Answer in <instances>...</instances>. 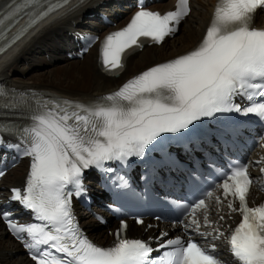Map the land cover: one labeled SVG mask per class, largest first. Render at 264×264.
Instances as JSON below:
<instances>
[{
	"label": "snow or ice",
	"instance_id": "6c2138e0",
	"mask_svg": "<svg viewBox=\"0 0 264 264\" xmlns=\"http://www.w3.org/2000/svg\"><path fill=\"white\" fill-rule=\"evenodd\" d=\"M67 2L9 0L0 6V54ZM261 9L264 0H218L196 48L149 68L88 104L0 86V145L6 143L5 136L15 137L19 142L7 146L18 150L23 146L22 154L31 157L26 187L23 193L12 189V199L39 223L19 224L2 210L0 220L18 240L25 239L22 234L30 238L24 246L35 264H225L216 254V245L207 243L208 237L227 240L233 264H264V204L249 206L254 178L247 164L223 174L215 186L222 189V196L213 191L205 194L218 205L227 201L230 213L242 217L226 237L219 228L201 231L200 210L204 226L211 227L205 198L191 207L184 225L186 233L191 229L204 242L176 237L156 248L127 238L123 234L127 224H122L111 247L97 246L80 232L71 208L73 194L84 191L85 170L110 172L109 162L127 164L132 157L144 156L145 149L165 133L188 129L218 113L252 114L264 123V99H260L264 98V29L252 26ZM190 11V0H178L176 10L164 15L141 6L125 28L103 41V68L109 73L122 71L128 55L142 48L145 40L163 43ZM24 16L28 17L25 25L9 36ZM237 97L248 101L247 106L236 103ZM260 171L264 174V168ZM154 252L159 255L153 256Z\"/></svg>",
	"mask_w": 264,
	"mask_h": 264
},
{
	"label": "bare ground",
	"instance_id": "6f19581e",
	"mask_svg": "<svg viewBox=\"0 0 264 264\" xmlns=\"http://www.w3.org/2000/svg\"><path fill=\"white\" fill-rule=\"evenodd\" d=\"M98 2L99 0H91L89 3L76 5L67 15H53L17 42L0 57V81L11 87L39 92L45 98L63 97L75 102L94 100L115 91L122 83L131 80L151 65L191 49L202 37L214 0H192V13L177 33L179 35L181 27H184L181 36L176 38V34L161 46L145 47L130 57L128 67L116 78L101 73L95 48L84 55L83 60L66 59L63 50L68 31L72 29V20L79 21L86 13H93L91 8H95ZM172 2L173 0L165 1L158 6L168 8L172 6ZM97 8L100 9V6ZM258 22L260 25L264 24V12L259 14ZM29 56L32 59L25 61ZM26 170L27 162L20 164L4 177L2 185L15 186L24 180ZM84 222L100 233L104 231L98 228L93 218H86ZM0 264H32L25 258L21 248L3 231L1 223Z\"/></svg>",
	"mask_w": 264,
	"mask_h": 264
},
{
	"label": "rangeland",
	"instance_id": "374dc122",
	"mask_svg": "<svg viewBox=\"0 0 264 264\" xmlns=\"http://www.w3.org/2000/svg\"><path fill=\"white\" fill-rule=\"evenodd\" d=\"M183 26H184V25H183ZM183 31H184V27H181V30H180V32H179L180 34H179V35L177 34V37H176V38L180 37ZM31 59H32V57L29 56L28 58L25 59V61L28 62V61L31 60Z\"/></svg>",
	"mask_w": 264,
	"mask_h": 264
}]
</instances>
